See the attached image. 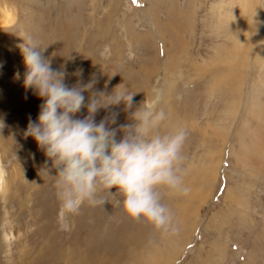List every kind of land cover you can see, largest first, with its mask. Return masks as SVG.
I'll return each instance as SVG.
<instances>
[{"label":"rangeland","instance_id":"rangeland-1","mask_svg":"<svg viewBox=\"0 0 264 264\" xmlns=\"http://www.w3.org/2000/svg\"><path fill=\"white\" fill-rule=\"evenodd\" d=\"M0 8L10 13L0 26V264H88L84 251L101 244L94 264H264V0H0ZM22 37L46 48L69 86L95 75L97 89L122 82L137 103L164 89V130H189L191 191L165 200L179 234L155 236L111 200L82 206L62 228L53 182L39 173L45 156L23 136L42 101L23 87Z\"/></svg>","mask_w":264,"mask_h":264},{"label":"clouds","instance_id":"clouds-1","mask_svg":"<svg viewBox=\"0 0 264 264\" xmlns=\"http://www.w3.org/2000/svg\"><path fill=\"white\" fill-rule=\"evenodd\" d=\"M22 39L23 87L42 101L23 136L31 137L45 156L39 173L53 182L65 218L62 228L82 206L103 208L111 200L123 218L149 225L153 235L179 234L181 225L165 200L191 191L185 182L190 157L184 152L189 130L183 125L164 130L169 118L162 107L164 89L154 87L147 102L136 103L137 93L122 82L111 91L107 85L96 89L95 75L69 86L64 67L54 68L43 55L46 48L41 50L34 38ZM82 71L72 75L81 77ZM14 79H21L19 71ZM119 106L127 115L118 124L120 112L114 109ZM82 109L83 118L77 115ZM101 110L105 115L97 121Z\"/></svg>","mask_w":264,"mask_h":264},{"label":"bare ground","instance_id":"bare-ground-1","mask_svg":"<svg viewBox=\"0 0 264 264\" xmlns=\"http://www.w3.org/2000/svg\"><path fill=\"white\" fill-rule=\"evenodd\" d=\"M4 8H2V10H3ZM1 10V8H0V12L2 11ZM9 12H3V13H0V26H2V25H7L9 22H10V16H9V14H8ZM165 83H167V81L165 82ZM101 88V87H100ZM97 89V88H96ZM165 98V97H164ZM134 102H136L137 103V100H135ZM164 106V105H163ZM120 107V116H119V118H118V121L119 122H122V120L125 122V120H126V113H124L123 111H122V107L123 106H119ZM168 111V110H167ZM166 111V112H167ZM84 112V115H86V110H84L83 111ZM169 112V111H168ZM81 118H83V115L82 116H80ZM101 119V118H100ZM100 119H98V118H96V120L97 121H99ZM205 169H206V167H205ZM2 180V179H1ZM72 234V233H71ZM120 234H121V236H120ZM124 233H122V231L120 232V230H118V231H115V235H116V237H117V239L119 240L120 239V237H121V239H122V241L124 242L125 241V237H124V235H123ZM95 245H97L98 246V244H97V242L95 243ZM100 245V244H99ZM104 246H106V245H104ZM94 247V246H93ZM91 249V248H90ZM101 249H103V246H102V244H101V246H99V247H97V248H93V249H91L90 251H88L87 249L84 251V252H86V253H89V257H88V264H90V263H92V264H94L95 263V261L98 259V258H100V259H102V257H101V255H102V252H104V251H102ZM92 250H94V252L92 251ZM95 251H98V252H95ZM57 253H58V255H59V257H60V255H61V250L60 249H58V251H56ZM49 258H52V257H48L47 258V260H49ZM53 259V258H52ZM148 259V258H147ZM159 259V258H158ZM173 258L172 257H166V262H168V261H171ZM156 260V259H155ZM57 261H58V259H57ZM148 261V260H147ZM153 262H155V261H152V259L150 260V263L149 264H153Z\"/></svg>","mask_w":264,"mask_h":264},{"label":"snow or ice","instance_id":"snow-or-ice-1","mask_svg":"<svg viewBox=\"0 0 264 264\" xmlns=\"http://www.w3.org/2000/svg\"><path fill=\"white\" fill-rule=\"evenodd\" d=\"M133 3H135V0H133Z\"/></svg>","mask_w":264,"mask_h":264}]
</instances>
